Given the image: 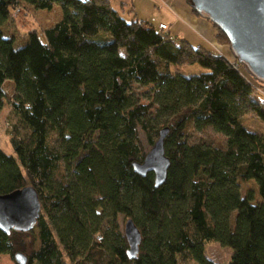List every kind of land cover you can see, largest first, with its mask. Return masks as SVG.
Masks as SVG:
<instances>
[{
  "label": "trees",
  "instance_id": "1",
  "mask_svg": "<svg viewBox=\"0 0 264 264\" xmlns=\"http://www.w3.org/2000/svg\"><path fill=\"white\" fill-rule=\"evenodd\" d=\"M20 1L59 5L62 18L44 40L31 30L17 47L2 26ZM238 62L171 28L128 20L111 0H0V110L11 81L23 128L12 132L14 154L0 148V194L32 185L42 204L29 231L0 229V255L15 264L16 252L25 264H218L205 253L216 241L233 251L226 264H264V201L240 188L254 181L264 199V130L245 124L249 113L264 122V99ZM192 64L206 71L180 72ZM134 85L146 88L147 101ZM166 126L170 166L156 186L154 173L140 175L133 162L148 152L141 132L152 147ZM209 126L225 142L189 140L191 128ZM119 214L140 229L134 258Z\"/></svg>",
  "mask_w": 264,
  "mask_h": 264
},
{
  "label": "rangeland",
  "instance_id": "2",
  "mask_svg": "<svg viewBox=\"0 0 264 264\" xmlns=\"http://www.w3.org/2000/svg\"><path fill=\"white\" fill-rule=\"evenodd\" d=\"M160 2L161 0H113L115 8L126 19L131 20L133 16H136L139 19H144L149 21L150 23H153L155 26H157L161 20H169L167 14L162 8L161 4L163 3L161 2L160 4ZM192 12L195 16L210 21L205 16L195 13L193 11V8ZM61 18L62 11L59 5H55L52 10H38L35 9L32 5L27 4L24 1H20L17 7L11 10V15L7 22L2 26V30L5 36L14 38L15 46L20 47L28 40V33L31 30L37 31L39 33L40 39L44 40V30L54 25ZM170 23V28L174 27L175 32H177L178 27L185 31L182 33L180 37L181 39H187L194 45H202L205 49L214 54V49L218 50L219 47H226L231 51V62H238L230 44L225 43L224 40L217 37V35L215 37V41L203 37L199 31L195 30V27L193 25H191L179 14L174 15L173 20ZM215 30L217 31L216 28ZM238 64L240 71H243L244 74L248 75L249 79H251L255 84V91L258 92V94L261 95L264 99V81L256 78L254 74L249 70L248 66L245 65V63L238 62ZM204 71H206V69L200 64L185 65L180 69V72L185 75L198 74ZM4 89L6 92V103L0 110V148L9 154H14L11 146L12 132L14 131L15 126L19 125L20 131H23V128L19 124V121L15 113L13 112V82L7 81L4 85ZM134 89L137 91L136 94L137 96L141 97L142 101H147L146 96L148 91L146 92V88L134 85ZM245 124L248 126V128L254 131H258L261 129L264 130V122L250 113L245 116ZM140 136L144 151H149L151 149V145L146 139L145 134L141 132ZM189 140L191 142L199 141L210 145H216V143L218 142H225L226 139L222 134L216 132L212 127L209 126L202 130L191 128V135L189 137ZM240 188L243 195H246L250 190H252L255 192V200L257 202L264 201V199H262L258 194L257 185L254 181L240 182ZM126 218L127 217L123 216L122 214H119L118 216V222L120 226L119 229L122 232L124 230V222ZM232 252L233 251L230 247L222 246L216 241H210L205 244L206 255L218 264L228 263L231 260ZM0 264H15V261L9 254H2L0 255ZM183 264L197 263L192 260H187Z\"/></svg>",
  "mask_w": 264,
  "mask_h": 264
},
{
  "label": "water",
  "instance_id": "3",
  "mask_svg": "<svg viewBox=\"0 0 264 264\" xmlns=\"http://www.w3.org/2000/svg\"><path fill=\"white\" fill-rule=\"evenodd\" d=\"M191 1L221 27L235 55L256 78L264 81V0ZM169 131V126L163 127L143 161L133 162L134 170L140 175L154 173L156 186L165 181L170 166L164 146ZM41 209L39 194L32 185L0 194V229L6 234H10L11 229L29 231L40 217ZM124 234L129 245L127 255L134 258L139 253L142 235L131 217L124 222ZM14 257L20 264L27 262L23 252H16Z\"/></svg>",
  "mask_w": 264,
  "mask_h": 264
},
{
  "label": "crops",
  "instance_id": "4",
  "mask_svg": "<svg viewBox=\"0 0 264 264\" xmlns=\"http://www.w3.org/2000/svg\"><path fill=\"white\" fill-rule=\"evenodd\" d=\"M113 4V0H111ZM161 2L163 4H161ZM160 4L162 5L163 10L167 14L169 20H161V22H165L167 24L171 25V21L173 20L174 15H180L182 16L186 21H188L191 25L195 27V30L199 31L203 37L215 41V37L217 35V31L213 27L212 23L210 21L197 17L192 12V7L190 6L189 0H161ZM114 6V4H113ZM115 8V6H114ZM116 9V8H115ZM158 23V25H159ZM157 25V26H158ZM171 32L174 35L175 38H180L182 33L185 32L183 29L179 28L177 29V32L174 31V27H171ZM187 33V32H186ZM189 34V33H187ZM190 35V34H189ZM199 40V39H198ZM214 49V48H213ZM215 50L216 55H222L226 57L228 60H231L232 54L230 49L226 47H219L218 50Z\"/></svg>",
  "mask_w": 264,
  "mask_h": 264
},
{
  "label": "built area",
  "instance_id": "5",
  "mask_svg": "<svg viewBox=\"0 0 264 264\" xmlns=\"http://www.w3.org/2000/svg\"><path fill=\"white\" fill-rule=\"evenodd\" d=\"M158 27L162 30H164V32H166L167 30L170 29V26L167 23H159ZM236 67L238 68V70H240L239 66L236 65ZM243 73V71H241ZM244 74V73H243ZM251 83L254 84V82H252V80L250 79ZM255 85V84H254Z\"/></svg>",
  "mask_w": 264,
  "mask_h": 264
}]
</instances>
